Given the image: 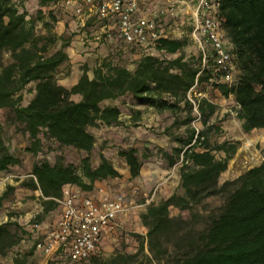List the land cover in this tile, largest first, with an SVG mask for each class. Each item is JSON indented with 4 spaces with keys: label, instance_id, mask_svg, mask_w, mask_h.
<instances>
[{
    "label": "trees",
    "instance_id": "obj_1",
    "mask_svg": "<svg viewBox=\"0 0 264 264\" xmlns=\"http://www.w3.org/2000/svg\"><path fill=\"white\" fill-rule=\"evenodd\" d=\"M26 1L0 0V109L9 110L8 123L27 137L30 145L26 150L33 155L45 151V140L87 153L80 167L67 163L63 155L55 163L48 158L34 163L32 179L23 186L42 194L43 211L37 219L44 221L59 209L56 199L62 197L67 185L91 194L96 182L122 177L104 153L100 154V165L93 166L96 136L91 128L121 125V108L104 107L103 103L131 97L158 113L181 117L175 125H184L185 135L172 139L178 145L157 149L168 168L180 164V184L172 196L150 203L141 215L147 234L134 235L139 242L138 253H118L109 260L96 254L84 264H134L141 253L147 264H264V162L221 184L220 178L239 144L212 140L213 130H219L210 124L217 105L206 98L198 99L204 128L198 131L192 127L198 115L188 98L193 87L205 91L210 86L222 97L235 98L240 106L238 119L246 133L264 130V0H221L222 27L240 70L234 85L220 81L212 53L204 66L200 49L190 57L183 53L187 39L163 37L157 42V55L141 56L140 49L123 44L130 53L141 56L132 60L134 69L121 62L123 58H105L97 62L92 75L90 70L84 71L70 88L59 81L62 66L70 61L68 45L54 50L58 39L38 28L61 21L55 7L59 0H39L40 7L31 17L25 10ZM93 21L85 30L96 36L104 23L98 20V28H93ZM165 30L168 32L166 26ZM175 54L179 56H163ZM31 84L35 85V96L23 105L21 92ZM120 156L134 179L150 155L141 156L139 149L132 147L120 151ZM21 165L22 159L11 153L0 135V173ZM14 191L15 187H9L0 195V212ZM218 196L223 197V204L208 208L206 201ZM172 209L179 214L173 215ZM24 241H31L24 225L11 220L0 224V256L7 257ZM146 245L149 254L145 253ZM28 255L17 253L11 264H28Z\"/></svg>",
    "mask_w": 264,
    "mask_h": 264
},
{
    "label": "rangeland",
    "instance_id": "obj_2",
    "mask_svg": "<svg viewBox=\"0 0 264 264\" xmlns=\"http://www.w3.org/2000/svg\"><path fill=\"white\" fill-rule=\"evenodd\" d=\"M193 4V2H190V6L193 7ZM24 6L29 17L35 16L40 7L39 0H27ZM156 6V3H148L142 5V9L144 12H147L154 10ZM55 7L61 21L47 28L43 25L38 26L42 33L55 36L58 39L54 46V50L62 45H69L73 35L82 34V42H86L85 45L95 49L88 51L92 53L96 52L98 48L89 42H97L95 40V35H90V33L85 30L86 28L82 26L81 19L75 15L74 11L65 8L63 0H59ZM191 19V8L187 7V5H182L179 9L178 18L173 21L167 20L165 25L168 29L167 31L169 32L168 35L170 38L188 40V46L183 51L187 57L199 53V47L191 34ZM72 22L76 28H72L70 25ZM91 25L93 28H97L99 26L98 18H94V23ZM163 56L171 58L177 57L179 54ZM123 61L126 62V65L131 69H134L132 60L123 59L121 62ZM80 62L83 73L84 71L94 69L98 60L90 61L84 59ZM236 74L239 77V68ZM66 78L72 81V63L70 61L62 66L59 74V81L65 80ZM34 88L35 85L31 84L21 92L23 95V105L29 104L34 98ZM191 98L197 102L198 99L206 98L217 105L216 114L210 120V124L219 127V130H213L211 133L212 140L220 143L230 141L231 143L239 144L236 155L229 162L227 171L224 172L220 178L221 184L226 181L237 179L249 169L259 166L264 162V130H253L250 133H246L243 130L242 122L238 119V110L240 106L233 96L225 98L214 93L210 86H208L205 91L195 86L191 91ZM120 106H122L121 125L107 126L100 124L97 127L91 128V131L96 136V148L91 154L93 166H96V161H100L101 163L100 154L104 151L105 155L113 162L115 167L121 172H124L126 169H129V167L125 159L120 156V151L128 150L132 147L138 148L141 156H144V154L150 155L149 158L145 160L146 162L156 158L158 160H163L161 155L157 154V149L159 147L171 149L178 145L172 140L173 137L185 135L186 127L184 125H175L176 121L181 118L179 115H173L171 112L158 113L154 107L140 105L137 101L132 100L131 97L122 98ZM139 112L140 114H137ZM8 114L9 110L0 109V135L3 136L5 144L9 147L11 153L22 159V165L19 167H11L9 171L0 173V195L8 191L9 187H15V191L10 193L5 202L4 209L0 212V223L11 220L19 225L21 223L25 227V223L28 219L39 213L41 214L43 211L41 192L33 191L23 186V183L32 179L31 173L34 163L43 158H48L52 163H55L57 158L63 155L67 163H73L80 167L81 161L83 158L87 157V153L78 151L74 148H60L58 144L45 140V151L35 156L26 150L30 145L27 137L22 135V133L17 130V127L11 126L8 123ZM191 125L200 130L204 128L202 121L198 119H195ZM50 147H54L55 150L49 151L48 149H50ZM222 156L223 154H219V157ZM176 167L179 169L180 164ZM7 176L11 178L9 181L4 182L3 179ZM154 188H156V186ZM154 188L145 198H140L137 202H142L146 199L151 200ZM94 189H119L120 191H124L123 193L126 194L129 203H131V198L133 197L127 194V192L132 190L138 191L136 184H131L127 181L114 184L112 179L96 182ZM223 201V197L218 196L208 199L206 204L208 208L212 209L221 206ZM57 214L58 211L53 212L48 215L46 219L54 220ZM172 214L175 216L178 215L179 210L172 209ZM135 234L138 233L124 231L114 235V239H110L101 250L103 259L109 260L118 253H138L139 242L134 236ZM27 245H29V249H31L32 243L30 241H28ZM16 251L17 250H13L7 257L0 256V264H11V260ZM145 251L146 254H149L147 245ZM46 259L47 257L43 254L36 255L34 253H29L28 264H43ZM137 262L147 264L145 254L141 253L134 264H138Z\"/></svg>",
    "mask_w": 264,
    "mask_h": 264
},
{
    "label": "built area",
    "instance_id": "obj_3",
    "mask_svg": "<svg viewBox=\"0 0 264 264\" xmlns=\"http://www.w3.org/2000/svg\"><path fill=\"white\" fill-rule=\"evenodd\" d=\"M148 3L157 6L144 12L142 5ZM63 5L74 11L84 27L93 17L104 23L96 33L97 42L118 40L140 49L141 56L159 54L158 40L170 38L165 30L166 21L176 20L181 6L187 5L192 12L191 34L203 54L204 66L212 53L221 73L220 81L229 85L238 81L237 57L220 19L221 0H63ZM191 91L188 98L200 120L198 102L191 98ZM56 201V219L39 221V213L25 223L35 250L45 255L48 263L54 260L53 264H84L93 255H102L107 232L120 215L134 208L124 195H112L104 189L85 194L73 185L65 186L62 197Z\"/></svg>",
    "mask_w": 264,
    "mask_h": 264
},
{
    "label": "crops",
    "instance_id": "obj_4",
    "mask_svg": "<svg viewBox=\"0 0 264 264\" xmlns=\"http://www.w3.org/2000/svg\"><path fill=\"white\" fill-rule=\"evenodd\" d=\"M93 19L94 17L90 20ZM90 20H88V23ZM92 23H94V21ZM70 25L72 26V28H76L73 22L70 23ZM89 42L90 44H94V46L98 48L96 52L92 53L88 51L93 50L94 48L85 45L86 42H82V34L73 35L70 44L66 48V51L70 57V62L72 63V81L69 78L60 81V83L64 86L70 88L75 85L81 78L83 74L81 69V60H98L99 62L105 58H116L117 61L123 58L137 61L141 57L139 54L130 53L127 47H125L123 43L118 40L109 41L105 44L99 42ZM89 75H92V70L89 71ZM75 99L79 101L81 100V97L76 96ZM121 99L105 101L103 103V106H119L120 108H122V106H120ZM102 153L105 154L104 151ZM99 165L100 161H96V166L94 167H98ZM120 173L122 174L121 178L112 179L114 184H119L127 181L131 184L137 185L138 191L132 190L127 192V194H130L133 197L131 198V204L134 206V208L130 212L118 217L116 224L107 232V235L102 244V248L110 239H114V235H117L118 233L124 231H132L134 233L146 235L147 228L142 223L141 215L146 212L147 207L150 203H159L163 199L172 196L177 191L180 184L179 169L177 167L168 168L165 161L158 160L157 158L148 162L145 161L144 166L141 170V174L137 178H131L129 169H126L124 172L120 171ZM155 186L156 188H154ZM153 188L154 193L151 199L152 202L149 199H146L142 202H137L138 199L145 198ZM107 191L112 195H124L126 197V194L123 193L124 191H120L119 189H108ZM126 200L128 202L127 198ZM30 242L32 243L31 249H29V245H27L28 241H24V243L16 249L17 251L13 256H16L17 253H21V256L26 253L41 255L40 252H37L35 250L33 242ZM11 261H13V259ZM43 264H48V259H46Z\"/></svg>",
    "mask_w": 264,
    "mask_h": 264
}]
</instances>
